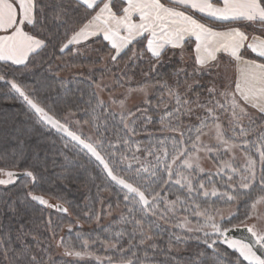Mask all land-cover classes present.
Masks as SVG:
<instances>
[{
	"label": "snow or ice",
	"instance_id": "snow-or-ice-1",
	"mask_svg": "<svg viewBox=\"0 0 264 264\" xmlns=\"http://www.w3.org/2000/svg\"><path fill=\"white\" fill-rule=\"evenodd\" d=\"M190 44L187 59L193 67L192 73L186 68L179 69L171 84L145 81L128 89V94L143 93L150 108L158 109L164 103L165 91L169 100L174 101L171 110L165 105V115L161 117V130L176 134L172 137V150L156 156V165L148 177L143 175L149 172L147 168L136 169L134 176L121 175L131 173L132 165L120 167L126 157L118 158L115 155L118 149L105 143L109 130L107 117L115 120L116 113L97 99L96 92L91 99L97 102L89 101L84 112L89 119L83 121L77 118L76 106H61L58 97L41 92L43 77L40 74L45 71L44 65L48 73H55L60 68L57 61L62 60L65 53L93 65L103 63V68L93 67L89 74L96 88L108 91L103 84L106 71H113L117 85L124 86L122 78H127L126 71H121L119 76L115 74L120 61H124L127 69L147 58L154 71L169 51L173 55L176 50L183 54ZM0 69V82L25 106L32 129L54 132L73 155H82L89 163L94 160L101 168L104 184L115 190L118 198L122 195L127 215L122 216L121 221L132 224L134 229L128 234L130 244L137 240L141 245L152 241L154 237L149 233L153 229L167 231L161 229L160 221H164L173 223V227L183 233L170 236V245L186 244L193 238L199 242L202 233V243L217 258L213 264H218L220 259L223 264H264V255L256 251L259 248L264 252V227L245 224L251 239L233 238L231 232L238 226L227 225L234 215L230 213L227 218L221 215L217 220L220 210L208 204L209 196L222 199L226 204H244L245 219L255 217L253 210L264 205V0H0ZM96 71L101 72L98 83ZM213 73L211 86L197 91L203 87L198 78ZM149 88L162 93L155 105L147 98ZM128 94L113 95L108 103L120 109L119 123L125 135L129 132L135 135L136 115L127 110ZM106 108L105 123L101 124L97 110L103 113ZM185 119L196 122L185 125ZM245 120L247 124L243 123ZM85 128L92 134H86ZM10 129L0 134L15 145L10 153L0 154V190L9 192L23 176L27 179L22 187L29 190L20 205L27 207L28 201H35L45 208L68 214L71 205L52 204L31 190L41 177L39 165L29 163L26 154L25 137L29 130L18 129L15 122L10 124ZM205 136L215 143H205ZM118 142L127 145L130 137L118 136ZM237 149L244 153V163L239 166L233 163ZM201 153L218 161L215 175L227 178L228 191L219 192L213 186L209 192L204 182L197 188L195 174L203 172ZM148 154L154 155L152 151ZM229 156V160L224 159ZM36 159L39 160L38 155ZM174 186H178L175 194L171 191ZM98 190H102L100 186ZM201 192L203 207L197 202ZM173 195L175 199H171ZM21 211L10 196L0 198V264H56L50 255L53 244L47 239L41 241L28 228L20 218ZM178 211L185 213L182 221L174 219ZM188 213L196 218L195 227L191 226ZM85 215L89 220L95 216L99 222L104 211L102 208L99 214L87 212ZM255 218L264 225V216ZM44 227L50 240L56 242L55 246L64 249L65 256L78 258L75 264L93 255L88 250L87 240L81 250H75L63 237L57 240L61 224L53 221L51 215ZM66 227L70 233L72 225ZM209 228L211 232L206 230ZM30 235L32 242L27 240ZM122 237L123 233H118L115 238H97L120 252L121 259L109 257L106 264H136L134 259L124 258L131 249L122 250ZM151 246L159 247L157 243ZM220 246H224L223 251ZM96 259L97 264H105L98 256ZM185 264H193V261L190 258Z\"/></svg>",
	"mask_w": 264,
	"mask_h": 264
},
{
	"label": "trees",
	"instance_id": "trees-1",
	"mask_svg": "<svg viewBox=\"0 0 264 264\" xmlns=\"http://www.w3.org/2000/svg\"><path fill=\"white\" fill-rule=\"evenodd\" d=\"M191 46V44L188 45L183 54H181L179 50L175 51V55H173L172 51H169L164 57L163 62L158 64L154 71L151 70V65L147 58L136 62L134 66H130L127 69H125L124 61H120L119 69L115 70V74L119 76L121 71H126L127 78H122L124 86L117 85V82L113 79V71H106L103 74V81L107 80V83L109 82L110 84V89L107 92L122 87L126 88V86L136 87L145 81L151 84L159 80L167 81L171 84L175 81V73L179 69L186 68L188 73H192L193 67L191 62L187 59ZM181 55L184 57L183 60L181 59ZM36 59L37 63H39L40 58L37 57ZM57 62L60 64V68L55 73H48L46 71L47 65H44L45 71L40 74L43 77L41 81L43 85L41 87V92L53 98L58 97L61 106H63V104L76 106L78 109V119L82 121L89 119V116L84 115L89 101L91 100L92 104L97 102L91 99L92 93L96 92L97 99H99L97 88L92 82L89 73L90 69L93 67L97 69L103 68V63L93 65L80 58H74L71 53H65L63 59ZM81 65H83V67H81ZM72 69L77 70V73H73L66 77L64 74ZM78 70L80 71L78 72ZM146 73L148 74L147 76L145 75ZM94 75L96 77V82H100L101 72L96 71ZM214 78L215 73L199 77V83L203 87L198 88L197 91H203L204 88L210 87ZM193 79L197 78L194 77ZM180 80L181 84H183V74H181ZM189 82H191V80H189ZM183 91V88H181V92ZM161 95V92L153 90L148 99L151 100L152 105H155ZM163 95L164 103H162L158 109L154 107L150 108L147 103L141 104L136 108H130L131 110L128 109V111L136 115L135 135L130 132L125 135L123 125L119 123L120 115L116 112L115 120H113L111 116H108L106 121L109 129L106 139L107 143L113 144L118 149L115 153L118 158L126 157L120 163V167H128V156L134 153L135 146L139 145L137 149L145 150L146 156L141 154V156L145 157L143 158L145 164L143 163L144 166L142 168L149 169V172L143 174L145 177L149 176L152 168L156 165V156H162L165 150L171 152L172 137L176 135L167 130H161V117L165 115V105H169V110H171V106L174 105V101L169 100L166 91ZM107 108H110L112 111V107L107 106ZM107 108L103 113L100 112L99 109L97 110V115L100 117L101 124L105 123L104 118L107 115ZM137 109L140 111H137ZM145 109H147L146 112ZM26 111L22 102L16 98V94L12 93L6 85L0 82V134L9 132L12 122L16 123L18 129L27 128L29 130V135L25 137L27 141L26 154L29 163H36L39 165L38 175L41 177L37 186L33 188L35 194L42 195L44 198L49 197V200H51L49 202L52 204L63 203L65 207L71 205L69 210L70 213L68 214H59L55 210L39 206L35 201H28L27 207L20 205V200L25 197L27 192L26 189L22 187V184L27 179L23 176L20 177L19 183L11 188L9 192L5 193L0 190V198H7L10 196L11 200L17 202L22 210L20 218L23 219L34 234L38 235L41 241L47 239L48 242L54 243V241L50 240L49 233L44 225L50 215L51 217L52 215H56L57 218L54 217L55 220L52 217L53 221H59L61 224V228L57 231V240H59L60 237L64 238V236H60L61 231H64L68 224L72 225L74 219L79 220L83 226L75 230L72 228L70 233L69 231L65 232L69 240L75 244V250H81V246L84 244L85 240H87L88 246L91 247L88 249L93 253L91 260L79 261V264H97V256L100 260L104 261L105 264L109 257L114 260L121 259L120 252L110 249L107 243H101L100 240L97 239L98 237L102 239L105 236L115 238L118 233H123V237L120 241L122 250L127 251L131 249L127 251V256L124 258L134 259L136 264H164L166 261H171V264H185L190 258L193 264H201V261L203 264H213V260L217 259L212 251L206 249L205 245L202 243V233L199 234V242L193 238L187 241L186 244L177 245L173 243L170 245V236H173V234L183 235V233H181L179 229H175L173 223H166L164 221H160L161 229H167V231L153 229V231L149 233L154 237L152 241H146L144 245H141L137 240L130 244L128 234L132 233L134 229L132 224L121 221V217L127 215L122 195L118 198L116 191L104 184L101 168L94 160L92 163H89L88 158L82 155H73L71 149H65L63 141L60 140L58 134L49 132L45 129L33 130L31 123L27 122V117L25 115ZM141 113H144V115H141ZM148 117H151V120H148ZM195 122V119L192 121L187 119L184 120L185 125ZM243 123L247 124L248 121L245 120ZM225 124L227 125L226 120ZM131 126L132 125H129V127ZM229 135H231V132H229ZM118 136L124 139L130 137V143L127 144V147L121 146V142H118ZM160 141H165V143L161 144ZM14 147L15 145L11 143L6 136L0 135V154L10 153ZM148 151H152L154 155H149ZM37 155L39 156V160L36 159ZM65 156L68 158L65 159ZM121 175L134 176L135 170L133 169L131 173H121ZM197 175L198 174H195V176ZM226 179V177L221 179V177L215 175H201L197 176L195 183L197 188L201 182H204L208 184L209 192L213 186H216L219 191L227 188L225 186ZM98 186H100L102 190H98ZM177 190L178 186H174L171 189L174 194ZM193 196L196 197L195 192ZM171 199H175V195H173ZM203 200L204 197L201 192L197 197V202L202 203ZM109 204L111 205V210H109ZM208 204L224 212H226L228 208H235L239 213L235 218H238L240 215H245L246 205L238 202L226 204L222 199L209 196ZM203 206L204 204L202 203V207ZM102 208L104 215L99 222H97L95 216L89 220L85 215L87 212L99 214ZM262 212L264 213V211ZM115 213H118L119 216H114ZM180 215L181 212L178 211L174 219L181 220L179 218ZM3 222L7 224L8 220L4 218ZM232 222L231 220V223L227 226L230 228L232 225L245 227L244 225L232 224ZM209 229L206 230L209 231ZM15 235V232H13L14 241ZM214 238L215 237H211V239ZM27 240L32 242V236H28ZM153 243H157L159 247L155 249L152 248L151 245ZM223 248L224 246H220L221 251H223ZM53 250L54 247L50 255L56 260V264H65L67 260L54 256L55 250L54 252ZM201 253L204 255H201ZM218 264H223V260H218Z\"/></svg>",
	"mask_w": 264,
	"mask_h": 264
},
{
	"label": "rangeland",
	"instance_id": "rangeland-1",
	"mask_svg": "<svg viewBox=\"0 0 264 264\" xmlns=\"http://www.w3.org/2000/svg\"><path fill=\"white\" fill-rule=\"evenodd\" d=\"M77 70L75 69H72L71 71H68L66 72V74H64L66 77H68L69 75H72L73 73H77L76 72ZM80 70H78L79 72ZM63 76V77H65ZM111 81V80H110ZM103 84L107 86L108 89L110 84L109 82L107 83V80H104L103 81ZM137 87V86H136ZM136 87H131V88H136ZM128 89L129 87L126 86L125 87H122V88H118L116 90H113V91H101L100 89L97 88V93L99 95V100H103L107 106H110L112 107V111L113 112H116L118 114H120V109L114 105H111L109 102L110 100V97L113 96V95H116V96H119L121 94H128ZM153 92V89L149 88L148 90V93H147V98L151 95V93ZM146 100V97L143 93H139V92H133L131 94H128L127 95V110L128 109H132V108H136L137 106L141 105V104H144L146 103L145 102ZM130 109V110H131ZM85 133L86 134H91V131L88 129V128H85L84 129ZM204 140H205V143H215V141H210L208 137H204ZM105 143H107V141H105ZM108 144V143H107ZM121 146H124V147H127L128 145H125L123 143H121ZM139 147L138 146H135V151L134 153H131L129 156H128V163L129 165H132V169L136 170L138 168H142L144 166V162L145 160L143 158V156H141V154H144L146 156V152L145 150L141 149V150H137V148ZM235 156H236V159L235 161H233V163H235L236 165H242L244 163V153L241 152L239 149H237V151L235 152ZM225 160H229L230 159V156L229 157H224ZM144 163V164H143ZM217 163L218 161L214 162L213 158H210L206 153H201V160H200V165H201V168L203 169V172L202 173H197L198 175L197 176H211V175H215L216 171H217ZM197 176H195V179L197 178ZM216 176V175H215ZM237 182H238V178H237ZM19 183V182H18ZM198 188H199V185H198ZM29 189H26V191H28ZM34 193H35V190L34 189H31ZM229 189L226 188V189H223V190H219V192H224V191H228ZM45 199H48L49 200V197H45ZM58 199V198H57ZM51 201V200H49ZM55 202V201H53ZM254 213H255V217H258V216H264V213L262 211H264V205H258L257 208L255 210H253ZM181 212V215L179 216V218L181 219V221L183 220L184 216H185V213L183 211H179ZM58 213V212H57ZM70 213V211H69ZM233 214L234 217L237 215L238 216V212L235 210V208H228V210L226 212L224 211H219V214L216 215L217 217V220H220L221 219V215L225 218H227L229 216V214ZM61 214V213H59ZM119 216L118 213H115L114 216ZM187 215H189V218L191 219V224L193 227L196 226V220H195V217L191 216L190 213H188ZM53 219L55 216H53ZM249 218V219H245V215H240L238 218H233L232 219V224H239V225H244L245 224H248V225H251V224H256L259 227H264V225L260 224L259 222V219L257 218ZM55 220V219H54ZM80 227H83L81 225V222L79 220H76L74 219L73 220V223H72V228L75 230V229H78ZM64 230V229H62ZM68 229L66 228L64 231H61L60 233V236H64V241L66 243H68L69 245H74L75 244L73 242H71V240H69V238L66 236L65 232H67ZM209 232H211V229H209ZM53 244V247H54V250L56 252H54V256H58L59 258L61 259H65L67 261H73L74 264L75 262L77 261L78 258L76 257H67L64 255V249L63 248H60V247H56L55 244L56 242L54 241ZM91 247H89L88 249H90ZM91 257H84L83 259H80L79 261H87V260H91Z\"/></svg>",
	"mask_w": 264,
	"mask_h": 264
},
{
	"label": "water",
	"instance_id": "water-1",
	"mask_svg": "<svg viewBox=\"0 0 264 264\" xmlns=\"http://www.w3.org/2000/svg\"><path fill=\"white\" fill-rule=\"evenodd\" d=\"M36 204L38 203L36 202ZM39 206H42V205H39ZM51 210H54V209H51ZM231 236L236 239H251L249 234L245 231V227H237L236 230L231 232ZM256 251L258 254L264 255V252H262L259 248H257Z\"/></svg>",
	"mask_w": 264,
	"mask_h": 264
}]
</instances>
